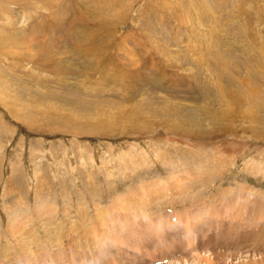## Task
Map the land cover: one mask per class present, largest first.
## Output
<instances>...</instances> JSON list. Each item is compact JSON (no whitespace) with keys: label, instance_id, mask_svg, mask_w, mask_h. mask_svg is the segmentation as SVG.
I'll list each match as a JSON object with an SVG mask.
<instances>
[{"label":"rangeland","instance_id":"374dc122","mask_svg":"<svg viewBox=\"0 0 264 264\" xmlns=\"http://www.w3.org/2000/svg\"><path fill=\"white\" fill-rule=\"evenodd\" d=\"M0 264H264V0H0Z\"/></svg>","mask_w":264,"mask_h":264},{"label":"built area","instance_id":"2783aa9c","mask_svg":"<svg viewBox=\"0 0 264 264\" xmlns=\"http://www.w3.org/2000/svg\"><path fill=\"white\" fill-rule=\"evenodd\" d=\"M215 201V200H214Z\"/></svg>","mask_w":264,"mask_h":264}]
</instances>
